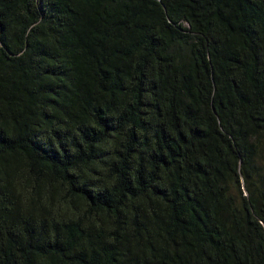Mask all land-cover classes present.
Instances as JSON below:
<instances>
[{
  "label": "trees",
  "instance_id": "obj_1",
  "mask_svg": "<svg viewBox=\"0 0 264 264\" xmlns=\"http://www.w3.org/2000/svg\"><path fill=\"white\" fill-rule=\"evenodd\" d=\"M0 264H264V0H0Z\"/></svg>",
  "mask_w": 264,
  "mask_h": 264
}]
</instances>
